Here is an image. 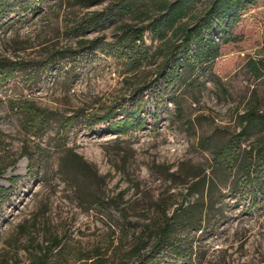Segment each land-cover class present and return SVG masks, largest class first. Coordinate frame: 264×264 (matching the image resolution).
Segmentation results:
<instances>
[{
	"label": "rangeland",
	"instance_id": "374dc122",
	"mask_svg": "<svg viewBox=\"0 0 264 264\" xmlns=\"http://www.w3.org/2000/svg\"><path fill=\"white\" fill-rule=\"evenodd\" d=\"M1 1L0 264H264V165L248 179L213 162L264 146L261 126L240 136L247 113L264 120V77L248 66L264 59V0L214 28L217 57L183 62L178 79L180 37L145 32L136 67L119 41L156 17L151 4ZM186 207L190 223L157 247Z\"/></svg>",
	"mask_w": 264,
	"mask_h": 264
},
{
	"label": "trees",
	"instance_id": "16d2710c",
	"mask_svg": "<svg viewBox=\"0 0 264 264\" xmlns=\"http://www.w3.org/2000/svg\"><path fill=\"white\" fill-rule=\"evenodd\" d=\"M2 1L0 0V4ZM206 3L205 8L198 9V5ZM121 12L123 14H130L140 7V4H151L157 8L156 17L143 21L139 28L132 24L124 26V34L120 38V43L127 44L128 50H134L137 55L132 58V66L141 65L140 53H144L146 57L148 48L144 44L143 36L145 32H150L154 38L161 43H170L174 38H181L182 42L170 53L167 62H172V74L169 77L178 79L181 74L178 70L187 62L189 66H194L195 63H209L213 61L219 54V47L213 44V30L218 29L223 34L233 26L235 20L239 17L241 9L251 4L250 0H121ZM105 13H96L91 19L98 24L106 20ZM146 22H148L146 24ZM227 22V25H226ZM224 41H228L223 37ZM96 41H84V46L90 45V49H95ZM195 45L196 55L194 58L189 57V48ZM182 50H184V57L181 59ZM144 57V58H145ZM147 58V57H146ZM181 60L182 64H181ZM194 62V63H193ZM137 65V66H139ZM253 73L260 77H264V59L252 61L248 64ZM176 71L177 77L173 74ZM167 74V73H165ZM168 76V75H167ZM177 102V101H174ZM253 113H247L244 119L247 122L243 126L240 136L250 137L251 134L258 127L261 126L264 130V120L254 123ZM225 148L221 147L214 155L213 162L215 167L223 170L226 174L231 172L235 165H237L236 172L243 177L253 179L255 172L264 165V146L252 148L249 152L246 150L245 157L241 159V147H238L236 154L226 156ZM3 170L0 168V174ZM202 183V182H201ZM201 185L200 182L194 183V186ZM207 184L204 182L203 187ZM213 186V183H212ZM211 188V185L209 186ZM209 188L211 192L212 188ZM197 193V192H195ZM189 207L175 210L172 217L167 221L166 225L157 230L156 246L161 247L164 244L170 243V237L173 230L178 226H185L190 223ZM188 223V224H186ZM185 224V225H184ZM155 260L147 256L139 264H153Z\"/></svg>",
	"mask_w": 264,
	"mask_h": 264
}]
</instances>
